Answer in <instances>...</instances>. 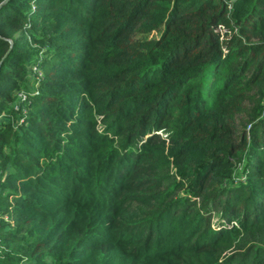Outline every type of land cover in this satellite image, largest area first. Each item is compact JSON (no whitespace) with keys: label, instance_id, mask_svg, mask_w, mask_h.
Returning a JSON list of instances; mask_svg holds the SVG:
<instances>
[{"label":"trees","instance_id":"trees-1","mask_svg":"<svg viewBox=\"0 0 264 264\" xmlns=\"http://www.w3.org/2000/svg\"><path fill=\"white\" fill-rule=\"evenodd\" d=\"M0 3V264H264V0Z\"/></svg>","mask_w":264,"mask_h":264},{"label":"rangeland","instance_id":"rangeland-1","mask_svg":"<svg viewBox=\"0 0 264 264\" xmlns=\"http://www.w3.org/2000/svg\"><path fill=\"white\" fill-rule=\"evenodd\" d=\"M38 74H40V72H37ZM20 94H22V93H19V95ZM216 218H217V215H215L214 217H213V221L215 222V220H216ZM76 234H79V232H76Z\"/></svg>","mask_w":264,"mask_h":264},{"label":"water","instance_id":"water-1","mask_svg":"<svg viewBox=\"0 0 264 264\" xmlns=\"http://www.w3.org/2000/svg\"><path fill=\"white\" fill-rule=\"evenodd\" d=\"M1 4V3H0Z\"/></svg>","mask_w":264,"mask_h":264}]
</instances>
